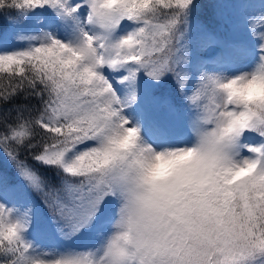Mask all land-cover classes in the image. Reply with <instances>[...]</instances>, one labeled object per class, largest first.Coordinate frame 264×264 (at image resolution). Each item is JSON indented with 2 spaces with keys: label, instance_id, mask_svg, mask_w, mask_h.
Here are the masks:
<instances>
[{
  "label": "snow or ice",
  "instance_id": "1",
  "mask_svg": "<svg viewBox=\"0 0 264 264\" xmlns=\"http://www.w3.org/2000/svg\"><path fill=\"white\" fill-rule=\"evenodd\" d=\"M0 264H264V0H0Z\"/></svg>",
  "mask_w": 264,
  "mask_h": 264
}]
</instances>
